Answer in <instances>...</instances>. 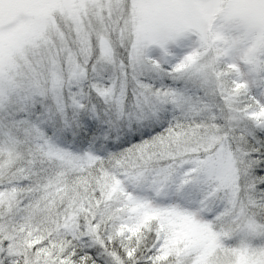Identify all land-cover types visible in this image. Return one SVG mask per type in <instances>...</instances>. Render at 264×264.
Segmentation results:
<instances>
[{
    "label": "snow or ice",
    "instance_id": "6c2138e0",
    "mask_svg": "<svg viewBox=\"0 0 264 264\" xmlns=\"http://www.w3.org/2000/svg\"><path fill=\"white\" fill-rule=\"evenodd\" d=\"M0 264H264V0H0Z\"/></svg>",
    "mask_w": 264,
    "mask_h": 264
},
{
    "label": "rangeland",
    "instance_id": "374dc122",
    "mask_svg": "<svg viewBox=\"0 0 264 264\" xmlns=\"http://www.w3.org/2000/svg\"><path fill=\"white\" fill-rule=\"evenodd\" d=\"M170 48H171L172 51H174V52L179 54L180 49L175 48L174 46H170ZM149 54L152 55V56H157V55H159V49L155 48V46H154L153 49L150 50Z\"/></svg>",
    "mask_w": 264,
    "mask_h": 264
}]
</instances>
